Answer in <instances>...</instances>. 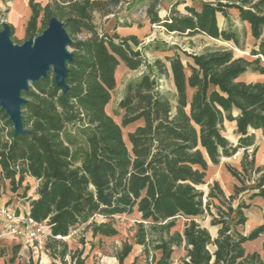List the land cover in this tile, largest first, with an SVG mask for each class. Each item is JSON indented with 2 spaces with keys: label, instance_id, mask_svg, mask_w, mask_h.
<instances>
[{
  "label": "trees",
  "instance_id": "obj_1",
  "mask_svg": "<svg viewBox=\"0 0 264 264\" xmlns=\"http://www.w3.org/2000/svg\"><path fill=\"white\" fill-rule=\"evenodd\" d=\"M161 1L46 0L41 5L28 0L27 37H37L56 18L71 40L67 87L57 86L50 71L22 92V133L14 132L0 109V180L8 181L13 197L28 202L30 218L45 222L50 232L45 249L60 264H66L67 256L70 264H84L82 250L68 251L59 241L72 229L84 225L92 237H113L118 231L110 220L134 212L140 216L134 244H122L114 256L117 264H125L133 245L142 249L148 264H173L180 248L185 251L180 264H264L258 252L246 253L243 246L258 238L263 227L246 235L240 230L248 202L264 199V168L255 165L250 131L260 130L264 137V83L238 80L248 70L264 74V0H204L198 8L176 0L164 18ZM179 5H185V13L177 10ZM137 9L167 34L202 35L243 52L246 32L242 42L230 30L229 11L234 10L239 22L249 26V58L209 47L196 54L181 51L187 58L183 63L177 47L158 41L143 45L136 35L100 33L95 25L96 15L108 19L117 11ZM217 14L227 28L218 26ZM147 53L164 57L148 60ZM120 64L140 72L124 85L118 124L106 107ZM168 79L171 95L163 91ZM226 122H235V141L224 135ZM135 123L126 142L122 128ZM240 150V170L225 165L237 180L233 193L225 195L216 181L207 184L206 193L201 190L209 166ZM26 179L35 184L33 195H27L28 185L22 188ZM96 216L108 221L97 223ZM178 216L188 219L181 232L172 231ZM197 217L209 218L217 228L214 238ZM24 264L39 263L30 258Z\"/></svg>",
  "mask_w": 264,
  "mask_h": 264
},
{
  "label": "rangeland",
  "instance_id": "obj_2",
  "mask_svg": "<svg viewBox=\"0 0 264 264\" xmlns=\"http://www.w3.org/2000/svg\"><path fill=\"white\" fill-rule=\"evenodd\" d=\"M15 1V0H14ZM37 2H40L41 5H44L46 0H36ZM185 5L188 6H195L199 7V2L204 0H184ZM209 1V0H205ZM18 4L15 5L13 3V0H0V25L3 28V24H10L13 27L12 32H10V40L11 43L14 46H19L23 42L27 40H33L34 36L27 37L25 34V27L27 24L28 19L30 18L31 11L29 9L28 14L26 13L28 7V0H18ZM165 6L162 8H159V15L161 18H164L168 13V5L167 3L173 2V0H166ZM185 5H179L177 7V10L180 13H185L184 6ZM230 21H231V28L230 30L235 31L237 33V36L242 42H244L243 36H245V32L247 34L246 40H245V50L243 52L235 51L233 45L228 42H223L220 40H213L208 37L202 36V35H195L192 37H186V36H178L175 34H167L163 28L151 26L147 19L145 18L144 9H137L136 11H133L132 13H128L127 11H117L115 15L109 16L108 19H111V23H107L108 19L100 18L99 16H95L94 22L98 29V31L101 32H108L111 35L112 27L115 24L117 26V31L119 35H136L138 39L142 42L143 45H147L151 42L158 41V42H164L170 47H177L178 53L183 61V63H186L187 58L181 51H185L186 53L190 54H196L202 51L205 48L209 47H225L227 49H232L234 54L236 56H244L248 57L249 50L251 49V45L247 43L248 38V30L242 24L239 22L234 10H230ZM25 19V23H22V19ZM41 18L42 15L39 16L37 20V27L41 26ZM218 25L221 29L227 28V25L223 18H219ZM67 51L70 52L71 49L68 45H66ZM246 53V54H245ZM163 58V53H147L146 58L148 60H152L155 58ZM140 70L137 71H128L124 66H120L115 72V78H116V86L114 91L112 92L111 101L106 107V112L113 117V119L120 124V113L117 109V102L119 98L122 96L124 85L127 81L135 78L139 74ZM188 73V70H187ZM32 85V82L28 84V88ZM163 91L172 94L174 91L173 84L171 80H163ZM27 88V90H28ZM20 98L23 99L22 93L20 95ZM136 123L129 125L125 128H122V134L124 137V140L127 142V134L134 130L136 127ZM227 128L225 129L226 132ZM229 139H232L229 137ZM234 161V160H230ZM228 163L232 162H225L221 161V165H226ZM230 165V164H229ZM212 166L210 165L206 174L205 183L206 185H203L200 187L201 190H203L205 193L207 192V184H211L213 181H215L216 175L212 174ZM218 173V171H217ZM251 184V183H250ZM28 185L29 190L27 192V195H33L35 184L32 180L26 179L25 182L22 185V188ZM22 188L19 190V193H22ZM5 190V188H4ZM3 193H5L3 191ZM20 203H24L22 200ZM22 205V204H20ZM15 209V208H11ZM94 221L97 223L100 222H107L108 220L96 216L94 218ZM188 219H186L183 216H178L176 218L175 227L172 231H182L185 222H187ZM196 221L204 228H207L209 226V218H202L197 217ZM110 222L116 227L118 234L113 237H102V236H95L92 237L91 232L89 230L85 229V226H78L71 230L70 234L66 238H62L59 241L66 243L68 251H76V250H82L83 255L82 258H85L84 264H117V261L115 259L116 252L121 248L122 244L124 242H128L130 244H134V233L136 230V223L140 222V216L137 213H132L130 215H116L114 216ZM208 229V228H207ZM185 255V251L183 248L176 249L175 253L173 255L172 261L173 264H180V258ZM66 264H70V258L67 256L65 258ZM38 261H40V264H60V262L57 259H45L44 257H39ZM148 264L145 260L144 255L142 254V249L136 245H133L131 254L128 256V258L125 260V264Z\"/></svg>",
  "mask_w": 264,
  "mask_h": 264
},
{
  "label": "water",
  "instance_id": "obj_3",
  "mask_svg": "<svg viewBox=\"0 0 264 264\" xmlns=\"http://www.w3.org/2000/svg\"><path fill=\"white\" fill-rule=\"evenodd\" d=\"M71 43L56 18L49 20L47 28L33 40L14 46L10 40L8 25L3 24L0 31V109L8 117L15 133H22L21 106L25 99L20 98L32 83L46 78L51 71L57 86L66 89V62L71 53L66 45Z\"/></svg>",
  "mask_w": 264,
  "mask_h": 264
},
{
  "label": "crops",
  "instance_id": "obj_4",
  "mask_svg": "<svg viewBox=\"0 0 264 264\" xmlns=\"http://www.w3.org/2000/svg\"><path fill=\"white\" fill-rule=\"evenodd\" d=\"M165 1L166 0L161 1L159 8H162L165 6V3H166ZM175 1L176 0H173V2L167 3L168 10ZM13 3H14V0H13ZM28 12H29V8L27 9L26 13L28 14ZM219 18H223V17L220 14H217V23H218ZM21 19H22V23L24 24L26 22L25 19L23 17ZM108 22L111 23V19H108L107 23ZM244 26L248 30L247 43H249V45H251L252 47L253 40L249 36V26L246 23H244ZM117 29H118L117 26H115L114 24L111 29L112 30L111 34H113L114 32L119 34ZM123 36H127V35H123ZM252 59H254V57ZM121 65L122 64H120L118 68H120ZM260 65L264 67V57H260ZM238 80L246 82V83H250V82L264 83V74H260L259 72H253L251 70H248L245 73H243L238 78ZM233 114L237 115L238 112L234 111ZM224 126H225V129L227 128L224 135L228 139L229 137L232 138L229 140L235 141L237 137L235 134V129H236L235 122H231V123L226 122ZM250 131L254 133L255 135V147H256L255 165L258 167L264 168V137L262 136V133L260 130H257V131L250 130ZM242 154H243V151L240 150L234 156L230 158H225L222 160L225 162H232L228 164L240 170V160L242 158ZM230 160H234V161H230ZM212 168H213L212 174L216 175L215 181L219 183L225 195L227 196L231 195L233 193V186L237 184V180L231 176V174L226 170L224 165L219 164L218 166H212ZM252 184L253 183L251 182V184L249 183L248 185L251 186ZM3 191L5 193H3ZM21 201L22 200H19L13 197L9 189L8 181L0 180V205H7L11 208H15V210L17 211L18 210L22 211V210L27 209L28 202L20 203ZM248 203H249V207L244 210V214L247 218V221L245 225L240 228V230L244 235H246L249 232H251L253 229L262 226L263 233L258 238L252 241L245 242L243 246H244L246 253L258 252L260 254L261 259L264 260V199L261 197H255ZM207 228L206 229L209 231L211 236L214 238L216 236L217 228L211 227L210 225ZM16 245L17 244L12 239H9V238H3L0 240V264H24L30 258H32V260H36L35 258L36 256L34 253H31V251L25 248H22L20 246L18 247L17 252L14 254L13 249ZM44 258L45 259L47 258L48 260L50 259L49 256H46ZM11 259H13L12 262H11Z\"/></svg>",
  "mask_w": 264,
  "mask_h": 264
},
{
  "label": "built area",
  "instance_id": "obj_5",
  "mask_svg": "<svg viewBox=\"0 0 264 264\" xmlns=\"http://www.w3.org/2000/svg\"><path fill=\"white\" fill-rule=\"evenodd\" d=\"M29 206L25 210H15L7 205H0V240L12 239L17 245L35 254L38 258L48 256L45 244L50 232L45 222H36L29 217ZM32 259V258H31Z\"/></svg>",
  "mask_w": 264,
  "mask_h": 264
},
{
  "label": "bare ground",
  "instance_id": "obj_6",
  "mask_svg": "<svg viewBox=\"0 0 264 264\" xmlns=\"http://www.w3.org/2000/svg\"><path fill=\"white\" fill-rule=\"evenodd\" d=\"M20 1H21V0H20ZM14 3H15V5H16V4H18L19 2H18V0H15ZM30 82H31V80H27V83H30Z\"/></svg>",
  "mask_w": 264,
  "mask_h": 264
}]
</instances>
